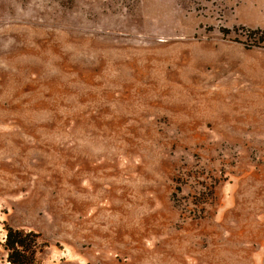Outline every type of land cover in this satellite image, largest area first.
I'll return each instance as SVG.
<instances>
[{"label":"rangeland","instance_id":"obj_1","mask_svg":"<svg viewBox=\"0 0 264 264\" xmlns=\"http://www.w3.org/2000/svg\"><path fill=\"white\" fill-rule=\"evenodd\" d=\"M256 28L264 0H0V242L40 232L35 264H264Z\"/></svg>","mask_w":264,"mask_h":264},{"label":"trees","instance_id":"obj_2","mask_svg":"<svg viewBox=\"0 0 264 264\" xmlns=\"http://www.w3.org/2000/svg\"><path fill=\"white\" fill-rule=\"evenodd\" d=\"M252 32L260 33L257 42H264L263 29L256 28ZM0 245L6 251V260L9 264H35L37 255L47 244L40 232L6 225L5 235Z\"/></svg>","mask_w":264,"mask_h":264}]
</instances>
